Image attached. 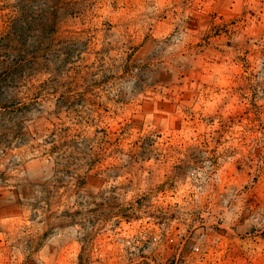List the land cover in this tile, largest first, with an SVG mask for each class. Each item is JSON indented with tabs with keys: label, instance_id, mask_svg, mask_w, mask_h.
<instances>
[{
	"label": "clouds",
	"instance_id": "1",
	"mask_svg": "<svg viewBox=\"0 0 264 264\" xmlns=\"http://www.w3.org/2000/svg\"><path fill=\"white\" fill-rule=\"evenodd\" d=\"M22 2L25 6L22 30H0V192L8 196L10 190H14L21 203L27 196L19 194L31 192L33 185L40 183L35 170L41 166L53 170L54 180L72 182L66 183L65 199L75 187L73 177L83 160L77 159L79 152L72 149L51 151L53 143L60 141H52L48 136L52 127L48 124L49 119L56 124L57 131L71 124V132L80 133L78 139L88 145L89 156L100 154L107 157L112 153L111 158L121 163V155L113 152V148L124 145L109 147L106 140L111 136L106 138L97 129L110 127L112 120L126 117L142 102H154L159 93L173 91L165 86L162 77L171 74V83L188 64L196 67L207 63L212 67L217 60L222 61L220 74L233 76L232 66L239 64V58L245 56L246 49L247 61L253 64L250 71L255 72L256 65L264 59V0ZM210 12L219 15L213 20L208 15ZM233 19L235 24L229 23ZM214 24L228 27V34L221 33L217 39L242 43L234 49H225L223 55L203 42L197 46L196 42L209 34ZM107 26L111 28L109 39H112L114 48L102 62L98 60L102 67L91 69L87 81H80V87H77L73 83L75 70L84 63H92L86 59L87 53L85 58H81L83 42L96 30L102 34ZM111 33L119 39H113ZM205 80L210 86L215 84L207 76ZM85 85L90 91L76 106L79 116L73 113L74 119L67 118L63 111L67 105L61 102V95L67 96L71 86V95L75 99L76 93L83 91ZM195 88L196 91L188 88L190 98L183 101V105L192 109L198 120H204L214 112V108L212 104L205 105L204 97L208 96V91L199 85ZM225 94L221 92L222 97ZM49 104L51 108L48 111L53 115L49 117L45 111L37 119L36 116L40 115L38 109L47 108ZM56 112L60 113L59 119ZM76 119L83 122L77 124ZM128 134L126 132L125 136ZM45 136L51 142L45 143ZM261 144H264V139H261ZM224 148L219 149L215 156L207 149L193 157L182 151H169L159 160H148L146 166L159 171L161 179L186 189L177 201L179 210L173 209L177 219L172 221L173 227L180 226L179 233L175 235L184 237L188 243L189 254L185 257V264H217L215 255L208 256L209 249H218L223 241L217 229L231 241L230 251L219 258L222 264H264V151L259 158L244 157L251 165H245L251 175L225 179V167L232 165L237 157L218 158ZM214 159L216 163H213ZM177 164L179 168L171 167ZM119 171L120 175H117L110 168L101 175L110 184H120L130 174L122 164ZM132 172L136 173V169ZM147 174L141 171L132 179L142 181ZM256 175L260 176L259 184L253 182ZM144 191L142 182L134 184L133 194ZM149 194L154 197V203L160 202L154 191ZM17 196H12L13 201ZM61 208L67 209L66 214L78 215L63 203L55 205L52 211ZM28 211L35 213L39 209ZM73 223L80 235L76 240L62 242L57 238L58 242L53 244L52 264H55L56 250L69 243L86 244L89 233L93 231L90 223L81 220H73ZM189 229L195 234L192 235ZM162 231L172 232V228L162 226ZM156 239L159 241L160 237ZM51 243L46 242L45 247ZM151 248L161 251L163 244L160 247L153 244ZM19 255L17 251L14 260ZM2 264H8L7 260L4 259Z\"/></svg>",
	"mask_w": 264,
	"mask_h": 264
},
{
	"label": "rangeland",
	"instance_id": "2",
	"mask_svg": "<svg viewBox=\"0 0 264 264\" xmlns=\"http://www.w3.org/2000/svg\"><path fill=\"white\" fill-rule=\"evenodd\" d=\"M24 7L22 0H0V30L21 31ZM208 15L215 20L219 14L210 12ZM235 22L234 19L229 21L231 24ZM110 30V26L102 34L96 30L93 36L84 40L81 58H85L84 54L87 53L86 59L92 63H84L75 70L73 83L77 87H80V81H87L91 69L102 67L98 60L102 62L113 50L112 39H109ZM221 33L228 34L227 25L214 24L212 31L196 42L197 46L203 42L223 55L225 49H234V46L242 43L217 39ZM111 36L119 39L115 33H111ZM247 55L248 49L245 50V56L239 58V64H233V76L220 74V60L212 67L207 63L196 67L188 64L174 82L169 83L172 81L171 74L162 77L165 86L171 87L173 91L159 93V98L154 102H142L126 117L112 120L110 127L97 129L106 138L111 136L106 140L109 147L124 145L122 148H113V152L121 155V163L111 158L112 153L107 157L100 154L89 156L88 145L78 139L80 133L71 132V124L57 131L56 124L49 119L48 124L52 127L48 136L52 141H60L58 144L53 143L51 151L72 149L73 152H79L77 159L83 160L73 177L75 187L65 199L68 191L66 183L72 182L54 180L53 170L41 166L35 170L40 183L34 184L31 192L19 194L27 196L23 203L14 190H10L8 196L0 192V264L4 259L8 264H17V261L18 264H52L53 244L58 242L57 238L62 242L76 240L80 235L73 220L90 223L93 231L89 233L86 244L69 243L56 250L55 264H185V257L189 254L188 243L184 237L175 235L179 233L180 226L173 227L172 221L177 219L173 209L179 210L177 201L186 189L161 179L160 172L147 167L146 162L159 160L169 151H182L186 156L193 157L207 149L215 156L219 149L228 145L218 158L235 156L237 159L225 167V179L251 175L245 167L251 165L244 157L259 158L264 151V144H261V139H264V59L259 61L253 72L250 71L253 64L247 61ZM128 58L131 59L130 56ZM205 76L214 80L215 84L210 86ZM197 85L208 91V96L204 97L205 105L212 104L214 108V112L204 120H198L192 109L183 105V101L190 98L188 88L196 91ZM72 91L70 86L69 94L60 97L61 102L67 105L63 111L69 119L75 118L73 113L79 116L76 106L86 98L90 89L85 85L83 91L76 93L75 99L71 95ZM222 91L226 93L223 97ZM50 108L49 104L47 108L38 109L40 115L36 118L40 119L45 111L49 117L52 116L53 112L48 111ZM104 111L107 112V109ZM55 115L59 119L60 113L56 112ZM75 122L79 124L83 121L76 119ZM126 132L129 133L127 136ZM48 136L44 137L45 143L51 142ZM216 162L214 159L213 163ZM121 164L129 172V177L120 184L108 183L101 173L111 168L120 175ZM171 167L179 168L180 165ZM134 168L136 173H148L142 181L132 179L136 175L132 172ZM157 180L160 182L157 183ZM141 182L145 191L133 194L134 184L139 185ZM253 182L259 184L260 176H254ZM151 191L155 192L159 203L153 202L154 197L149 194ZM12 196H17V199L13 201ZM61 203L72 207L78 215L66 214V208L53 212L52 208ZM28 209L39 211L33 213ZM162 226L172 228V232L162 231ZM189 232L195 234L191 229ZM217 232L223 236V241L218 249L210 248L208 256L215 255L217 264H222L219 258L230 251L231 241L224 232L219 229ZM157 236L160 237L159 241ZM49 241L52 243L46 248L45 244ZM153 244L157 247L163 244L162 250L151 248ZM17 251L20 255L14 260Z\"/></svg>",
	"mask_w": 264,
	"mask_h": 264
}]
</instances>
